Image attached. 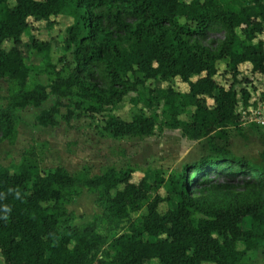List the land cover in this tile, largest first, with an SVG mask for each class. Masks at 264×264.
<instances>
[{"label": "trees", "instance_id": "16d2710c", "mask_svg": "<svg viewBox=\"0 0 264 264\" xmlns=\"http://www.w3.org/2000/svg\"><path fill=\"white\" fill-rule=\"evenodd\" d=\"M222 1L0 0V81L8 84L7 104L0 108V143L15 139L21 110L39 109L49 96L55 104L36 117L38 127L58 126L65 108L60 117L66 124L82 112L91 120L101 119L98 134L113 139L143 141L158 127L178 130L189 141L211 135L225 139L228 128L240 125L238 95L247 105L255 91L254 84L238 78V67L248 63L252 74L264 77V0ZM64 13L73 21L66 35L74 66L62 77L51 62L50 44L33 40L32 49L44 57L51 81L29 87L30 71L20 49L29 19L50 21ZM214 25L225 37L211 50L202 42ZM6 43L11 47L5 48ZM221 63L225 69L220 73ZM218 77L229 79V87L218 83ZM175 79L186 84V92L171 85ZM158 81L169 86L159 90ZM131 93H136L133 105L149 115L124 121L111 114ZM189 108L194 109L190 120L181 121ZM260 160L263 166L253 169L218 150L178 177L154 171L153 183L143 178L133 183L131 167L95 175L86 168L44 172L29 149L13 172L0 167V264H246L248 254L264 249V201L200 217L194 195L231 190L230 183L264 189V151ZM219 179L226 185L213 186ZM79 187L98 195L102 213L73 227L67 223L66 206ZM170 195L176 207L159 214ZM99 222L112 232L127 226L108 241L96 229ZM240 240L243 250L237 249Z\"/></svg>", "mask_w": 264, "mask_h": 264}, {"label": "rangeland", "instance_id": "374dc122", "mask_svg": "<svg viewBox=\"0 0 264 264\" xmlns=\"http://www.w3.org/2000/svg\"><path fill=\"white\" fill-rule=\"evenodd\" d=\"M40 1V0H36ZM252 0H223L231 4H247ZM12 4V3H10ZM30 28L22 37L20 47L24 62L30 71L28 85L49 86L51 77L45 69L46 61L42 55L36 54L32 49V41L48 42L51 47L50 58L55 64L61 76L66 78L73 68L72 47L68 43L66 29L73 21L67 14L60 15L50 21L41 19H29ZM225 31L218 25H214L205 32L202 45L208 49H215L223 41ZM11 44L6 43L5 48ZM240 68L241 80H248L254 84L256 93L261 94L264 89V77L257 78L249 67ZM225 69V63L219 65V72ZM196 78H192L194 82ZM218 83L228 88L231 84L229 79L217 78ZM177 91L186 92L187 86L179 79L171 84ZM157 89H166L168 83L158 81ZM249 87V85H248ZM239 90V86H235ZM141 92V89H139ZM8 84L5 80L0 81V108L7 104ZM136 98V93L129 94L118 108L111 114L131 121L137 115L148 116L141 105L134 106L131 102ZM56 99L49 96L48 100L39 109L26 108L19 112L20 121L16 125V137L12 142L0 143V167L9 168L10 172L16 170L25 151L33 149L38 157L41 169L46 172L56 167H63L69 173H76L84 168L91 175L99 174L108 168L125 170L129 167L135 170L131 177L133 183H138L142 178L148 183H153V172L161 171L164 177L180 176L184 169L191 167L202 157L214 156L218 150L230 152L233 156L243 159L253 169L262 167L260 154L264 151V128L239 125L238 128H228L227 137L218 139L213 135L204 137L198 141H189L178 130H168L158 127L155 134L143 141L132 138L113 139L109 136H100L98 127L102 126L101 119L91 120L82 112H77L71 122L66 124L61 119L65 114V108L60 109L57 117L58 126L42 128L35 125L36 117L44 110H49L55 104ZM64 105L69 104L66 99ZM207 105L212 106V101L207 100ZM194 109L189 108L179 116L181 121H189ZM226 181L215 180L213 186L221 187ZM231 190H206L194 195L197 201L198 215L204 217L209 211L215 209L231 210L250 203L264 201V189L261 187L245 189L230 183ZM158 193L165 197L166 193L160 189ZM169 203L159 206V214L176 207L174 196ZM69 219L67 223L73 227H79L94 221L101 215L102 210L98 202V195L90 193L84 187H79L75 196L66 206ZM123 223L120 230L112 232L104 222H99L96 229L99 234L109 241L114 235L125 231L127 224ZM244 227L247 228L246 222ZM243 241L237 245L238 250H243ZM106 252V251H105ZM246 264H264V249L248 254Z\"/></svg>", "mask_w": 264, "mask_h": 264}, {"label": "built area", "instance_id": "2783aa9c", "mask_svg": "<svg viewBox=\"0 0 264 264\" xmlns=\"http://www.w3.org/2000/svg\"><path fill=\"white\" fill-rule=\"evenodd\" d=\"M249 72H251V68L249 69ZM237 99L238 101L235 107V114L239 117L240 125L243 124L263 129L264 98L262 97V95L260 93H256L255 95L251 96L247 102V105H244L239 95Z\"/></svg>", "mask_w": 264, "mask_h": 264}, {"label": "crops", "instance_id": "0c3cea01", "mask_svg": "<svg viewBox=\"0 0 264 264\" xmlns=\"http://www.w3.org/2000/svg\"><path fill=\"white\" fill-rule=\"evenodd\" d=\"M240 67H246V68H247V67H250V68H251V66H250L248 63L242 64V65H240ZM250 68H249V69H250ZM238 69H240V68H238Z\"/></svg>", "mask_w": 264, "mask_h": 264}]
</instances>
